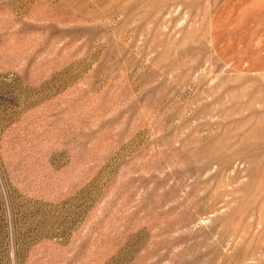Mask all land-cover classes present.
<instances>
[{"label": "rangeland", "instance_id": "rangeland-1", "mask_svg": "<svg viewBox=\"0 0 264 264\" xmlns=\"http://www.w3.org/2000/svg\"><path fill=\"white\" fill-rule=\"evenodd\" d=\"M233 1L0 0V264H264V31Z\"/></svg>", "mask_w": 264, "mask_h": 264}, {"label": "crops", "instance_id": "crops-1", "mask_svg": "<svg viewBox=\"0 0 264 264\" xmlns=\"http://www.w3.org/2000/svg\"><path fill=\"white\" fill-rule=\"evenodd\" d=\"M235 1V0H234ZM232 2L233 7L241 9L238 10L242 12L243 16H249L252 20L251 23L259 26L258 30L264 31V0H241V2Z\"/></svg>", "mask_w": 264, "mask_h": 264}]
</instances>
